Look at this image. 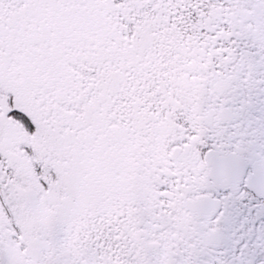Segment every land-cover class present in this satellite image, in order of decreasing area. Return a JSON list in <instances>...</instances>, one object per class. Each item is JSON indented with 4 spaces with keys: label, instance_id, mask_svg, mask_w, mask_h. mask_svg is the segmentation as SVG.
<instances>
[{
    "label": "snow or ice",
    "instance_id": "snow-or-ice-1",
    "mask_svg": "<svg viewBox=\"0 0 264 264\" xmlns=\"http://www.w3.org/2000/svg\"><path fill=\"white\" fill-rule=\"evenodd\" d=\"M0 264H264V0H0Z\"/></svg>",
    "mask_w": 264,
    "mask_h": 264
}]
</instances>
